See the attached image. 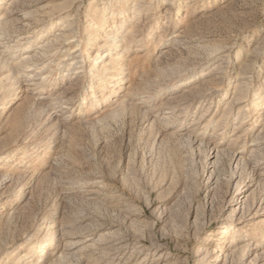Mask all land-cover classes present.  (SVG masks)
<instances>
[{"label": "rangeland", "instance_id": "374dc122", "mask_svg": "<svg viewBox=\"0 0 264 264\" xmlns=\"http://www.w3.org/2000/svg\"><path fill=\"white\" fill-rule=\"evenodd\" d=\"M0 264H264V0H0Z\"/></svg>", "mask_w": 264, "mask_h": 264}, {"label": "bare ground", "instance_id": "6f19581e", "mask_svg": "<svg viewBox=\"0 0 264 264\" xmlns=\"http://www.w3.org/2000/svg\"><path fill=\"white\" fill-rule=\"evenodd\" d=\"M115 13H117V9H113V14H115ZM114 17H112V19H113ZM29 25V24H28ZM34 25H36V24H34ZM35 29V28H34ZM44 29V28H43ZM96 30V28H94V31ZM33 31V30H32ZM35 31V30H34ZM78 31V30H77ZM3 32V31H2ZM37 32V31H36ZM74 32H76V31H74ZM29 33V32H28ZM31 33V32H30ZM3 35V34H2ZM1 35V36H2ZM25 35V34H24ZM27 35V34H26ZM111 36H109V34H107V36H108V40H109V42L112 44V43H115V41H116V39H115V37L112 35V34H110ZM73 36V35H72ZM5 37V36H4ZM4 37H3V39H4ZM24 38V37H23ZM95 38V37H94ZM20 39V38H19ZM91 40H93V37H91ZM19 41V40H18ZM20 42V41H19ZM94 45V44H93ZM44 48V47H43ZM108 51H111V48H109L108 49ZM41 53H42V51H41ZM111 53V52H110ZM42 55V54H41ZM43 55H44V53H43ZM33 57V56H32ZM22 59V58H21ZM36 59V58H35ZM23 61V60H22ZM31 61V60H30ZM37 61V60H36ZM25 62V61H24ZM11 64V63H10ZM35 64V63H34ZM38 64V63H37ZM36 64V65H37ZM29 65V64H28ZM34 66V68H38V66ZM14 66V65H13ZM13 66H10V67H12L13 68ZM41 66H43V65H41ZM17 67V66H16ZM20 67V66H19ZM40 67V66H39ZM29 68H31V67H29ZM33 68V67H32ZM11 69V68H10ZM18 69V68H17ZM20 70H23V72H24V70H27L26 68H23V67H21L20 68ZM19 70V71H20ZM37 70V69H36ZM39 70V69H38ZM12 71H14V70H12ZM21 72V71H20ZM39 72H35V76L36 75H39L38 74ZM17 74H19V73H17ZM21 74H23V73H21ZM14 75V74H13ZM27 75V74H26ZM15 76V75H14ZM17 76V75H16ZM34 76V75H33ZM14 79H15V77H14ZM18 79V78H17ZM20 80V79H19ZM19 83V82H18ZM13 89H15V88H13Z\"/></svg>", "mask_w": 264, "mask_h": 264}]
</instances>
